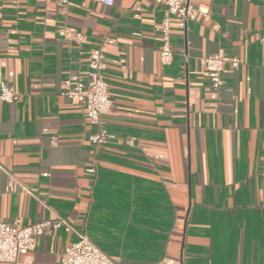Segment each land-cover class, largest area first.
<instances>
[{
	"label": "crops",
	"instance_id": "1",
	"mask_svg": "<svg viewBox=\"0 0 264 264\" xmlns=\"http://www.w3.org/2000/svg\"><path fill=\"white\" fill-rule=\"evenodd\" d=\"M195 4L185 34L170 17L163 65L162 0H0V83L19 93L0 105L1 219L60 215L119 264H264V0ZM97 46L112 136L94 149L61 90ZM75 239L46 228L20 260L56 264Z\"/></svg>",
	"mask_w": 264,
	"mask_h": 264
},
{
	"label": "built area",
	"instance_id": "2",
	"mask_svg": "<svg viewBox=\"0 0 264 264\" xmlns=\"http://www.w3.org/2000/svg\"><path fill=\"white\" fill-rule=\"evenodd\" d=\"M67 3L68 0H59ZM110 5L113 0H95ZM160 1V0H158ZM165 12L161 25L155 28L160 33L162 43L159 47V57L163 65L169 64L173 57L170 45V17L176 18L178 27L186 33L188 21L195 19L197 14L203 13L195 4V0H162ZM65 35L64 31L60 32ZM71 38L77 43L84 41L81 31H73ZM182 54L186 55L184 47ZM211 86L218 89L222 85L221 70L224 60L222 49L209 54L202 59ZM231 65L237 67L240 63L238 57L231 59ZM88 69L85 75L70 74L64 81L61 94L76 99L83 106L87 120L93 127L88 139L94 149L107 142L112 136L105 127L104 116L112 108V99L103 70L105 68L104 54L101 47H94L88 56ZM19 98V93L11 85L0 83V105L3 102L13 103ZM48 175V172L43 173ZM49 227H63L66 231L76 234V239L67 245L56 264H119L109 257L101 248L95 245L84 231L75 229L60 215L53 219L40 220L23 224L20 218L6 221L0 218V261H9L14 264H24L20 256L28 252L34 245L35 237Z\"/></svg>",
	"mask_w": 264,
	"mask_h": 264
}]
</instances>
